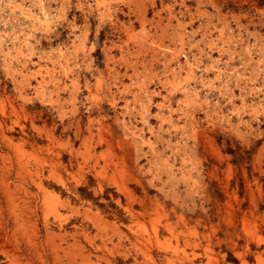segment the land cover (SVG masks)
<instances>
[{"label":"rangeland","instance_id":"rangeland-1","mask_svg":"<svg viewBox=\"0 0 264 264\" xmlns=\"http://www.w3.org/2000/svg\"><path fill=\"white\" fill-rule=\"evenodd\" d=\"M0 264H264V0H0Z\"/></svg>","mask_w":264,"mask_h":264}]
</instances>
